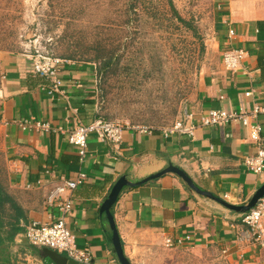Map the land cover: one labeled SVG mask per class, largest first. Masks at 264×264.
Segmentation results:
<instances>
[{"label": "crops", "instance_id": "0c3cea01", "mask_svg": "<svg viewBox=\"0 0 264 264\" xmlns=\"http://www.w3.org/2000/svg\"><path fill=\"white\" fill-rule=\"evenodd\" d=\"M214 3V33L221 62L206 67L190 107L184 110L197 118L213 110H253L264 104V0ZM230 30L235 31L234 37L229 36ZM232 48L249 53L238 72H228L223 65V53ZM0 61V153L11 189L29 211L28 224H49L60 215L47 204L50 191L62 176L76 179L85 174L87 181L68 195L74 208L67 221L77 247L89 250L93 264H120L101 208L123 177L137 184L174 166L186 172L203 192L235 206L248 204L264 184V173L254 174L245 165V158L256 155L258 147L250 140L249 129L240 123L205 127L195 122L194 136L170 138L160 131L131 127L124 131L118 147L92 135L85 158L62 133L23 131L19 123L32 119L65 132L101 119L97 67L71 61L61 65L65 94L60 95L49 94L52 83L34 72L30 54L7 53ZM247 93L252 95L247 97ZM259 122L264 143V116ZM112 213L129 260L140 243L152 248L150 242L158 241L165 247L168 239L186 236L193 241L170 250L204 248L217 253L219 264H261L264 259L243 222V213L197 194L173 174L125 188ZM17 242V250H26L25 261L45 263L43 248L29 249L24 238Z\"/></svg>", "mask_w": 264, "mask_h": 264}, {"label": "rangeland", "instance_id": "374dc122", "mask_svg": "<svg viewBox=\"0 0 264 264\" xmlns=\"http://www.w3.org/2000/svg\"><path fill=\"white\" fill-rule=\"evenodd\" d=\"M214 4V0H0V58L39 51L65 63L94 64L101 119L166 129L190 107L206 67L221 62ZM1 77L0 61V81ZM3 169L0 155V172ZM150 243L153 249L144 248L146 242L138 244L132 264L220 263L211 250L173 252L158 241Z\"/></svg>", "mask_w": 264, "mask_h": 264}, {"label": "built area", "instance_id": "2783aa9c", "mask_svg": "<svg viewBox=\"0 0 264 264\" xmlns=\"http://www.w3.org/2000/svg\"><path fill=\"white\" fill-rule=\"evenodd\" d=\"M230 37L235 36V31L230 30ZM33 60L34 72L51 81L52 88L49 94L64 95L62 91L63 81L60 78V66L65 62L59 59H52L39 51L30 54ZM249 57L245 49H228L223 53L222 60L228 72H238L243 69V63ZM252 93H247L250 97ZM264 116V104L256 106L253 110L241 107L238 111L213 110L208 115L197 116L186 110L182 119L178 120L172 127L155 130L160 131L164 138H170L177 134L194 136L195 122L205 127H222L233 123H240L249 129L250 140L257 145V153L245 158L247 169L254 174L264 173V143L262 138L263 127L259 118ZM1 123V122H0ZM23 131L40 130L42 132H54L64 134L70 144L77 147L82 158H85L88 151L89 139L97 135L102 142H110L118 147L123 139V133L132 126L123 125L117 122L98 119L90 125H80L73 130L65 132L63 129H54L49 123L37 120H26L19 123ZM141 128V127H138ZM150 129V128H147ZM154 131V129H151ZM87 181L85 174H80L76 179L60 178V184L50 191L47 196V204L59 211V217L49 224L32 222L25 226L26 232L22 238L27 240L29 245L37 248H49L67 256L79 264H90L91 253L89 250H81L77 247L76 237L68 225V217L72 214L74 203L68 195L73 193L80 185ZM243 222L249 228L252 240L260 247L264 256V198L250 212L243 215ZM192 237L186 236L176 240L168 239L165 247L173 249L191 243ZM134 264H142L136 262ZM261 264H264V259Z\"/></svg>", "mask_w": 264, "mask_h": 264}, {"label": "water", "instance_id": "95a60500", "mask_svg": "<svg viewBox=\"0 0 264 264\" xmlns=\"http://www.w3.org/2000/svg\"><path fill=\"white\" fill-rule=\"evenodd\" d=\"M167 174H173V175L180 177L187 184V186L189 188H191L193 191H195L197 194L204 196V197H208V198L214 200L215 202L219 203L220 205H222L226 209H228L230 211H234V212H239V213H243V214L248 213L257 206L259 201H261L264 198V184H263V186L254 194V196L252 197V199L250 200V202L248 204L243 205V206L232 205V204H230V203H228V202H226L220 198H217L216 196H214L210 193L203 192L201 189H199L195 185L194 181L187 175L186 172H184L180 168H177L174 166H170L165 171H163V172H161L155 176H152L150 178H147V179H145L142 182H139L137 184L131 183L127 180L126 177H123L114 186L110 196L104 202V204L101 208V214L106 215L107 219L109 221L110 228H111V231L113 233L112 243H113L114 251L116 253V256H117L120 264H132V263L125 254L124 246H123V243H122V240H121V237H120L117 225H116L115 218H114L113 213H112V209L117 204V202L120 198V195L122 194V192L125 188L142 186V185H145L151 181L160 179L161 177H163ZM41 255L45 260L49 259L54 264H79L73 260H70L67 256H65V255H63L57 251L51 250L49 248H43L41 251ZM91 264H93V262Z\"/></svg>", "mask_w": 264, "mask_h": 264}, {"label": "trees", "instance_id": "16d2710c", "mask_svg": "<svg viewBox=\"0 0 264 264\" xmlns=\"http://www.w3.org/2000/svg\"><path fill=\"white\" fill-rule=\"evenodd\" d=\"M171 7H173L172 3ZM173 12L180 21L186 23L174 8ZM112 61L113 57L109 58V61H107L108 65ZM0 155L4 160V169L0 172V264H29L24 259L26 250H17V240L21 239L26 232L25 226L29 222V211L24 207L18 195L12 191L6 162L3 154L0 153ZM28 247L33 251H37L36 249H38L31 245ZM13 250L15 251L14 253ZM44 264L54 263L46 259Z\"/></svg>", "mask_w": 264, "mask_h": 264}]
</instances>
